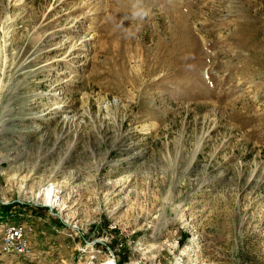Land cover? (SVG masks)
<instances>
[{
    "label": "rangeland",
    "instance_id": "1",
    "mask_svg": "<svg viewBox=\"0 0 264 264\" xmlns=\"http://www.w3.org/2000/svg\"><path fill=\"white\" fill-rule=\"evenodd\" d=\"M0 201V264H264V0H0Z\"/></svg>",
    "mask_w": 264,
    "mask_h": 264
},
{
    "label": "built area",
    "instance_id": "2",
    "mask_svg": "<svg viewBox=\"0 0 264 264\" xmlns=\"http://www.w3.org/2000/svg\"><path fill=\"white\" fill-rule=\"evenodd\" d=\"M0 202L2 204L8 203L6 201ZM49 208L50 210L52 209L50 206ZM10 216H14L12 210H10V213L8 214V217ZM31 231V225L15 221L7 222L1 237V250L5 253H11L16 256L27 254L29 251V235Z\"/></svg>",
    "mask_w": 264,
    "mask_h": 264
},
{
    "label": "bare ground",
    "instance_id": "3",
    "mask_svg": "<svg viewBox=\"0 0 264 264\" xmlns=\"http://www.w3.org/2000/svg\"><path fill=\"white\" fill-rule=\"evenodd\" d=\"M14 1V0H13ZM16 1V0H15ZM125 2V1H124ZM9 3V2H8ZM13 4V3H12ZM124 4V3H123ZM122 4V5H123ZM127 4V3H126ZM168 4H169V12L167 11V13L168 14H170V15H172V16H175V17H179V15L177 14V9L176 8H172L170 5H174L175 4V2H171V1H169L168 2ZM125 6V5H124ZM127 7V6H126ZM167 8V9H168ZM177 10V11H176ZM179 26L182 28V30H183V32H185V29H186V23H180L179 22ZM188 37V34L187 33H185L184 34V36L182 37V38H180V37H178V36H176V37H174V39H175V44L177 45H182V43L183 44H185V46L186 47H190V44L189 43H187L188 41L186 40V38ZM193 44H194V42H193ZM70 46H72L73 48H75V46L76 45H73V44H70ZM183 46V45H182ZM77 47V46H76ZM72 48V49H73ZM54 193H55V191H54ZM57 200H58V197L57 196H55V194H53V196L48 200V202H49V204H48V206H50L51 208L52 207H55V206H57L58 205V203H57ZM104 264H106V262L104 263ZM107 264H114V262L112 261V260H110V259H108V261H107Z\"/></svg>",
    "mask_w": 264,
    "mask_h": 264
},
{
    "label": "trees",
    "instance_id": "4",
    "mask_svg": "<svg viewBox=\"0 0 264 264\" xmlns=\"http://www.w3.org/2000/svg\"><path fill=\"white\" fill-rule=\"evenodd\" d=\"M11 206H12V205H10V204H8V205H2V206H1V210H0L1 214H2V215H5V214L8 212V209H9Z\"/></svg>",
    "mask_w": 264,
    "mask_h": 264
}]
</instances>
